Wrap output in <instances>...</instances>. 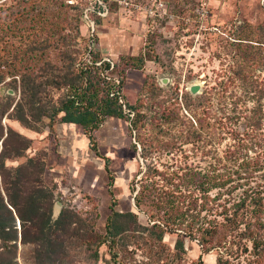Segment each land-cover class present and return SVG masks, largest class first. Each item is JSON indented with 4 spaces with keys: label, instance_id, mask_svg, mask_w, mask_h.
Masks as SVG:
<instances>
[{
    "label": "rangeland",
    "instance_id": "obj_1",
    "mask_svg": "<svg viewBox=\"0 0 264 264\" xmlns=\"http://www.w3.org/2000/svg\"><path fill=\"white\" fill-rule=\"evenodd\" d=\"M83 12L94 21V30ZM258 24L264 25V0H0V124L4 136L10 128L29 140L23 155L6 157L5 165L42 160L37 186L51 190V221L71 212L69 228L78 232L56 252L55 264H217L219 256L221 264H264V255L259 258L250 241L247 249L235 246L229 255L220 249L205 252L197 235L183 230L193 221L185 216L174 221L170 210L178 197L201 216L221 220L224 204L230 206L244 189L262 181L257 173L249 185L235 179L212 188L207 196L217 194L220 205L211 211L199 183L201 171L211 162L231 163L225 156L237 148L230 133L221 131L222 116L246 91L235 76L246 45L238 41L264 42ZM91 34L96 59L110 62L103 73L116 84L122 78L120 101L126 112L125 103L136 106L141 126L138 139L128 120L106 118L94 131L97 152L80 125L56 121L50 127L43 116L30 122L31 128L13 110L21 103L29 112L26 77L43 88L36 111L60 104L66 86L55 87L51 80L70 68L77 72L87 64L85 77L96 80L100 62L86 58ZM62 49L74 52L73 60ZM254 72L264 90V69ZM192 84H199L196 94L189 90ZM235 127L244 128L242 123ZM151 181L155 185L142 190L144 201L137 206L134 196ZM14 224L15 240L0 239V262L37 264L40 246L31 242L34 232H24L18 218ZM56 227L50 234L55 241ZM23 233L27 242L21 240Z\"/></svg>",
    "mask_w": 264,
    "mask_h": 264
},
{
    "label": "trees",
    "instance_id": "obj_2",
    "mask_svg": "<svg viewBox=\"0 0 264 264\" xmlns=\"http://www.w3.org/2000/svg\"><path fill=\"white\" fill-rule=\"evenodd\" d=\"M260 28L262 29L261 32H264V25L259 26L257 30ZM91 38L93 36L86 38L88 42L86 58L89 57V61L94 64L100 62L99 66H96V68H101L96 80L92 81V79L85 77L84 69L87 71V64L84 67L77 68V72H75V68H70L68 73H64L61 77L58 75L56 79L51 80L55 87L66 86V94L61 99L60 104L51 106L50 109L36 111L34 110V107L37 106L36 97L38 99V94L42 92L43 88L41 84H36L31 79H27L29 77H26L24 79V90H27V92L23 93H27L28 99H26V102L29 105V112H25L21 103L16 104L13 110L15 118L31 128L34 126L30 122H41L43 116L49 118L50 127L56 121L80 125L89 140L91 149L97 152L94 131L99 128L106 118L117 117L128 120L131 131L137 133L138 139L141 126L139 125L140 114L136 106L125 103L126 109L129 110L126 112L120 101L122 78L116 84L107 73H103L104 70L110 68V62L96 59L95 52L89 46ZM247 41L251 40L241 38L238 41V43H246V45L242 44L243 53L237 62L236 66L238 67L235 75L244 85L246 84V91L242 94L244 95L242 100L238 97L232 102V105L228 108L229 113L222 116L225 125L221 126L223 133H230L233 139L232 146L237 148L231 150L225 156L229 161L232 160L231 163L218 166L219 162H211L205 171L200 170L202 173L199 174L202 180L199 183L206 194L204 204L211 211L215 205L217 207L220 205L219 203L215 204V201L219 199L217 194L212 198L207 196L212 188L220 189L228 181L235 179H242L243 182H239L240 185L246 186L250 183L249 179H252L257 173H261L262 181L257 183L253 189L250 186L244 189L239 199L234 200L230 206L227 207L224 204L219 212L222 214L221 220L215 217L201 216L192 206L190 207L189 202L185 205L186 200H180L178 197L172 204L175 209L178 207L179 210H174L173 207L170 210L175 212L174 221L179 218L183 219L184 216L193 221L188 228L185 227L183 230L192 236L197 235L198 241L205 252L220 249L229 255L235 251V246L247 249V242L250 241L254 253L260 258L264 255V90L259 87L254 70L262 71L264 69V42L253 40V43H247ZM32 49L36 48H31L30 51ZM67 52L68 50L65 49L60 51L62 55L65 54V57L67 56V58L73 60L74 52L72 55ZM52 69L57 68L53 66ZM82 79H84L83 82L80 81ZM222 83L227 85L226 82ZM226 88L227 86H224L223 91H226ZM133 112L134 116L130 118V113ZM0 114H3V110H0ZM237 123H242L244 127L242 131L235 127ZM194 134L191 133V135ZM224 135L222 136L225 137ZM144 140V138L140 140L143 144V151L146 148ZM0 141L2 142L0 150V239L15 240L17 236L14 221L18 218L22 223L24 232L27 229L34 232L31 242L38 243L40 246L36 263L55 264L56 252L60 249L64 250L65 241L68 238L78 235L76 228L72 230L69 228L70 223L73 221V214L71 212L65 213V210L60 213L57 219L51 221V190H45L43 187L37 186L41 185L39 175L44 170L42 160L29 159L24 165L20 164L14 168L6 167L5 158L11 155H23L25 149L29 146V140L10 128L4 136L3 127L0 124ZM108 161L109 159L105 158V169L109 173L108 185L110 186L112 176H110ZM193 175L194 173L190 172L189 181H194ZM151 185L154 186L155 182H147L143 184V188L139 186L140 188L134 196L137 206H140L144 201L142 190L148 189ZM134 189L135 187H133ZM219 193L222 194L220 191ZM159 204L158 202V206ZM54 224L57 226V230H60L56 241L50 237ZM10 231L14 234H11ZM61 234L65 236H61ZM25 238V233H23L21 240L27 242ZM217 260L221 264L222 257L219 256ZM0 264L5 263L0 262Z\"/></svg>",
    "mask_w": 264,
    "mask_h": 264
},
{
    "label": "built area",
    "instance_id": "obj_3",
    "mask_svg": "<svg viewBox=\"0 0 264 264\" xmlns=\"http://www.w3.org/2000/svg\"><path fill=\"white\" fill-rule=\"evenodd\" d=\"M85 11H86V10H85ZM83 14H84V17H86V21L89 22V24H90V22H91V29L94 30V23H93L94 21H92V19L90 18V15L87 16V12H83ZM89 36L91 37L92 34L89 35ZM92 42H93V38L90 39V44H91Z\"/></svg>",
    "mask_w": 264,
    "mask_h": 264
},
{
    "label": "water",
    "instance_id": "obj_4",
    "mask_svg": "<svg viewBox=\"0 0 264 264\" xmlns=\"http://www.w3.org/2000/svg\"><path fill=\"white\" fill-rule=\"evenodd\" d=\"M199 89V84H192L190 87H189V90L192 94H196L197 91ZM10 207V206H9ZM11 208V207H10Z\"/></svg>",
    "mask_w": 264,
    "mask_h": 264
}]
</instances>
